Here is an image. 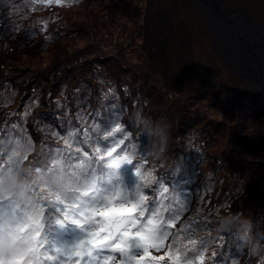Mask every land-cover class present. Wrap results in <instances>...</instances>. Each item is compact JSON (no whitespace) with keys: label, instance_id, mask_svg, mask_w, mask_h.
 <instances>
[{"label":"trees","instance_id":"obj_1","mask_svg":"<svg viewBox=\"0 0 264 264\" xmlns=\"http://www.w3.org/2000/svg\"><path fill=\"white\" fill-rule=\"evenodd\" d=\"M222 1L264 20L260 0ZM172 3L65 0L62 5L46 6L33 0H0V147L19 141L26 148L30 138L32 150L22 166L35 168L38 161L47 163L56 148L65 147L67 133L78 131L81 120L87 122L100 111L102 118L119 112L143 152L147 137L139 135L135 114L141 111L154 122L166 120L173 137L166 160L153 162L147 157L140 168L149 188L161 178L167 187L161 196H150V202L159 198L162 211L180 215L176 230L185 217L209 221L211 231L195 233L198 239L209 240L204 264H259L235 232L218 234L215 227L220 216L236 213L252 218L257 234L264 230V90H246V94L211 87L179 91L158 83L163 77L156 76L150 66L146 48L150 17L157 5L166 8ZM188 9L179 7L178 18L186 17L196 32L195 14ZM81 36L85 43L81 38L73 45ZM181 166L176 177L174 172ZM121 174L129 186L135 183L134 165H125ZM173 179L190 182L176 189ZM185 199L190 201L188 208ZM64 210L60 205L47 212L45 234L50 247H61L63 237L79 228L57 222L64 218ZM219 237L224 238L222 242ZM165 264H169L167 258Z\"/></svg>","mask_w":264,"mask_h":264},{"label":"snow or ice","instance_id":"obj_2","mask_svg":"<svg viewBox=\"0 0 264 264\" xmlns=\"http://www.w3.org/2000/svg\"><path fill=\"white\" fill-rule=\"evenodd\" d=\"M33 2L47 6L62 5L65 0ZM67 135L63 149L56 148L47 163L38 161L39 166L24 173L23 179L32 184L27 197L10 193L5 181L20 172L32 150L31 139L26 148L19 141L0 147V159L6 156L0 164V264H165L166 258L169 264H204L209 240L198 239L195 233L211 231L209 221L185 217L176 230L180 215L162 211L159 198L150 202V196H161L167 187L162 178L148 187L140 171L147 156L138 150L119 112L102 118L96 111L87 122L81 120L78 131ZM125 165H134L136 180L131 186L121 174ZM181 171L182 166L174 175L178 177ZM32 172L38 175L31 176ZM61 178L67 191L58 182ZM189 182L171 181L176 189ZM60 205L64 218L57 222H71L85 233L70 248L50 247L45 234L48 210ZM185 206L190 207L187 199ZM217 239L222 242L224 238ZM154 251L165 255H154Z\"/></svg>","mask_w":264,"mask_h":264},{"label":"rangeland","instance_id":"obj_3","mask_svg":"<svg viewBox=\"0 0 264 264\" xmlns=\"http://www.w3.org/2000/svg\"><path fill=\"white\" fill-rule=\"evenodd\" d=\"M172 1L173 3L167 5L166 8L157 5L150 17L151 26L148 33L150 43H146V48L150 66L154 68L156 76L157 73H160L163 77L161 82L159 78L155 77L159 80L158 83H164L165 87L179 91L187 88L211 87L225 93L244 92L246 94L248 93L246 90H264V85L254 81L249 72L246 71L242 72V75L239 74V69L235 68L227 60L225 61L222 55L216 51V48H213L212 33L208 31L204 24L202 12L200 13L201 10L196 7L193 3L194 1L189 0L191 3L188 1L179 3V0ZM260 1L264 3V0ZM177 3H179L178 6ZM226 4L229 5L228 3ZM246 6H249L252 12L258 16L250 5L246 4ZM179 7H185V9L188 7L190 15L195 14L194 20L196 22L193 24L196 27V32L192 30L191 23L186 20V17L180 16L181 20H179ZM69 11H65V14L71 15ZM263 11L262 13H264ZM200 21L204 24L205 29ZM262 21L264 24V20ZM171 33L174 34V37H171ZM196 36L198 38L199 52H197V48L194 45V42H197ZM81 38H83L82 42L85 43V37L81 36L74 39L72 44L75 45L76 40H81ZM239 78L243 80V83ZM245 85L248 88H245ZM84 235L85 233L81 228L71 229L63 237L61 248H70L82 239ZM159 253L161 252H153V254Z\"/></svg>","mask_w":264,"mask_h":264},{"label":"clouds","instance_id":"obj_4","mask_svg":"<svg viewBox=\"0 0 264 264\" xmlns=\"http://www.w3.org/2000/svg\"><path fill=\"white\" fill-rule=\"evenodd\" d=\"M134 119L140 128L139 135L147 137V142L143 146L144 154L153 162L163 163L167 158L173 139L171 123L166 120L154 122L151 117L141 111L135 114ZM28 171L29 168L22 166L20 172L13 174L12 180L5 181V187L10 193H21L26 197L29 196L32 184L23 179L24 173ZM36 175L38 174L35 172L31 173V176ZM58 182L64 184L67 191L66 181L61 178ZM254 229L255 223L252 218L236 213L220 216L215 227L218 234L235 232L240 241L247 246L248 253L258 257L259 264H264V230L257 234Z\"/></svg>","mask_w":264,"mask_h":264},{"label":"water","instance_id":"obj_5","mask_svg":"<svg viewBox=\"0 0 264 264\" xmlns=\"http://www.w3.org/2000/svg\"><path fill=\"white\" fill-rule=\"evenodd\" d=\"M193 1L201 10L204 19L212 30V40L216 51L222 55L225 61L227 60L229 62L226 53L221 47L222 41L218 39L217 30L221 31V34L223 33L224 36L226 34H234L236 40L245 44L250 50L254 42L253 38L250 39L247 34H260L264 30L263 22L256 20L248 10L230 7L220 0ZM262 41L264 42V37H262ZM229 63L232 64L231 62ZM244 70L239 69L238 73L242 75V72L247 71L250 74L252 72L247 66ZM255 74L262 80V82L258 83L264 85V72L259 70Z\"/></svg>","mask_w":264,"mask_h":264},{"label":"bare ground","instance_id":"obj_6","mask_svg":"<svg viewBox=\"0 0 264 264\" xmlns=\"http://www.w3.org/2000/svg\"><path fill=\"white\" fill-rule=\"evenodd\" d=\"M216 33L218 39L222 41L221 47L226 53L229 62H231L235 68L243 71H245L244 68L247 66L252 71H250L252 79L257 82H262L255 73L259 72V70L264 72V42L262 41L264 30L260 34H247L250 39L253 38L254 43H252L253 46L251 50L249 47H246L245 44L237 41L234 34H226L224 36L219 30H217Z\"/></svg>","mask_w":264,"mask_h":264}]
</instances>
